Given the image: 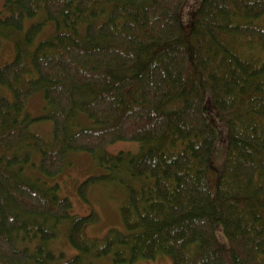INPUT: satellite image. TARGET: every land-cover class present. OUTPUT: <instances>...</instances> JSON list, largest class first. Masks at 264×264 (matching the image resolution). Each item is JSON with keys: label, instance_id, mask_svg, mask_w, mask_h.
<instances>
[{"label": "trees", "instance_id": "obj_1", "mask_svg": "<svg viewBox=\"0 0 264 264\" xmlns=\"http://www.w3.org/2000/svg\"><path fill=\"white\" fill-rule=\"evenodd\" d=\"M0 1L14 47L0 66V264H264V0H201L186 33V0ZM42 121L49 136L32 128ZM116 142L138 150L107 151ZM76 152L105 170L80 183L82 199L90 184H123V230L86 237L94 213L71 216L57 184L25 175L55 176ZM63 223L80 252L67 260L50 248Z\"/></svg>", "mask_w": 264, "mask_h": 264}, {"label": "rangeland", "instance_id": "obj_2", "mask_svg": "<svg viewBox=\"0 0 264 264\" xmlns=\"http://www.w3.org/2000/svg\"><path fill=\"white\" fill-rule=\"evenodd\" d=\"M201 0H186L181 7L180 23L184 33L189 30L191 15L198 8ZM0 16L4 13L0 1ZM3 16V15H2ZM51 27V26H50ZM49 27H47L48 29ZM45 33L47 31H44ZM45 34L42 32L38 36V40L43 38ZM1 38L0 48V66L9 62L14 56L13 39L7 37ZM37 93V94H34ZM27 101V109L31 116L37 117L44 114V103L41 92L35 91ZM41 95V96H40ZM211 110V108H210ZM36 115V116H35ZM83 126L87 124L85 117L78 119ZM217 127H220L223 136L218 138L214 143L212 153L210 155L211 164L220 169L226 155L227 144V129L222 122H217ZM32 128L37 133H42L44 136H49L51 128L50 121L36 122ZM216 129V128H215ZM222 130L224 132H222ZM110 153H117L118 151L136 152L138 144L127 142H116L106 147ZM32 161H37L36 155L32 156ZM93 158L83 152L71 153L66 158V165L60 173L49 177L39 174L34 166L25 167V175L39 177L42 187L58 185L57 195L60 198H67L71 204L69 213L71 216H85L94 213L96 219L94 222L87 224L83 230V234L88 238L102 239L109 229L123 230V226L119 215V206L125 199V190L123 184L117 181H100L90 184L86 190L85 199H82L78 194V187L80 183L88 176L105 172L102 168L96 166ZM67 223H63L57 229L56 238L51 242L50 248L56 253H63L64 260L80 255V252L73 248L67 241ZM216 236L220 241H224V237L218 229H216ZM86 260V259H85ZM91 264H112L107 257L93 258ZM132 264H172V258L169 256H158L155 259L138 260Z\"/></svg>", "mask_w": 264, "mask_h": 264}]
</instances>
